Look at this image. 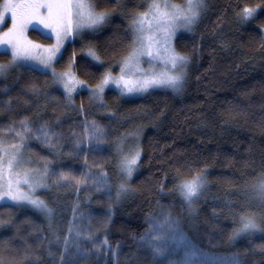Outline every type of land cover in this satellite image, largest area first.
Returning a JSON list of instances; mask_svg holds the SVG:
<instances>
[{
    "label": "trees",
    "instance_id": "16d2710c",
    "mask_svg": "<svg viewBox=\"0 0 264 264\" xmlns=\"http://www.w3.org/2000/svg\"><path fill=\"white\" fill-rule=\"evenodd\" d=\"M206 2L208 10L194 29L178 35V50L192 55L185 85L179 92L152 90L139 97L124 98L118 97L116 90L109 89L104 98L105 112L99 113L93 105L90 106L88 92L80 91L75 96L77 108L82 101L85 105V111L80 113L66 108L62 91L45 85L42 75L28 74L20 68L0 84V88L9 84V95L22 98L14 101L16 119L29 115L36 123L41 120L52 123L56 116L60 117V122L53 126L61 133L65 147L57 160V168H71L77 175L84 171V152L68 155L75 136L80 134L76 135V128L80 124V130H83L84 117L102 125L108 133L104 150L89 152L86 141L82 147L88 152L90 165L105 163L112 183L111 192L97 191L89 186L81 187L76 193L66 186L53 187L40 194L55 209L53 227L60 237L59 243L52 245V250L57 253L55 260L48 257L47 241L42 240L45 236L48 240L55 239L48 227L49 220L44 213L31 207L13 212L12 224L0 227V240L9 239L21 251L25 244H30L38 249L40 264H59L63 238L69 235L70 226L79 224V231H91V237H77L73 231L69 238L71 251H75L76 244L89 249L76 264H154L151 251L141 245L138 237L148 227L149 213L159 214L162 206L166 210L171 206L183 231L203 251L226 257L239 252L243 264H264V249L255 247L264 244V232L245 234L234 241L228 239L231 229L237 226L232 220L229 202H233V209L244 203L247 195L245 182L264 171V45L259 29V24L264 22V9L258 11L256 20L240 24L233 15V6L238 0ZM245 2L256 4L261 0ZM105 4L112 8L107 0H101V6ZM122 4L123 8L103 29L86 32L67 44L65 60L73 47L78 57L85 56L80 49L86 46L94 47L101 57L103 66L93 61L89 68H85L81 60L77 62L78 74L90 84L95 82L93 74L108 67L116 71V61L126 52L125 46L131 36L127 31L128 17L121 13L136 10L141 0H122ZM32 36L44 39L33 31ZM8 58L9 54L0 53L1 61ZM57 66L61 69L63 64ZM18 76V82L13 84ZM32 81L46 87L50 95L35 96L26 92L24 86ZM0 98L7 99V96L0 94ZM23 100L31 101V104L25 105ZM45 104L46 108L43 107ZM9 116L7 112L0 113V124L8 123ZM136 125L144 126L140 168L130 182L133 191L116 201V176L111 162L107 161L112 152L111 142ZM30 147L37 159L50 155L38 141H31ZM186 162H193L196 167L204 163L209 166L208 186L197 201L196 212L191 218L178 196L162 195L158 191L159 181H164L167 189L172 188L177 167L188 174L183 167ZM77 199L79 208L74 220L73 206ZM110 205L111 221L105 230L101 221L109 215ZM7 207H0L4 219L8 217ZM105 236L110 247H94L100 245Z\"/></svg>",
    "mask_w": 264,
    "mask_h": 264
},
{
    "label": "snow or ice",
    "instance_id": "6c2138e0",
    "mask_svg": "<svg viewBox=\"0 0 264 264\" xmlns=\"http://www.w3.org/2000/svg\"><path fill=\"white\" fill-rule=\"evenodd\" d=\"M107 3L112 4L111 9L107 4L102 7L101 0H0V28L3 29L0 30V50L3 54L10 53L7 61L0 62V78L7 79L10 73L20 68L28 74L42 75L45 77V85H54L57 91L62 90L65 107L80 113L85 111V105L82 101L77 108L74 100L80 91L88 92L90 106L95 104L101 108L106 107V89L111 87H115L118 97L145 93L155 88L181 91L192 55L178 50V33L194 29L208 10L206 0H141L136 10L121 13L128 17L127 31L131 39L125 46L126 52L116 61L119 72H113L111 67L105 68L103 72L93 74L95 82L90 84L78 74L77 62L81 60L85 68H89L93 61L103 66L96 49L92 46L82 47L80 51L85 56L78 57L73 47L66 60L65 52L67 43L74 42L76 36H83L86 31H100L123 8L122 0H107ZM260 9H264V0L256 4L238 0L233 6V15L240 24H247L257 19ZM259 29L264 45V22L259 24ZM30 30L50 43L32 40ZM60 64L63 67L58 70L57 65ZM24 90L35 96L50 95L47 88L39 86L36 81L25 85ZM10 92L11 87L7 83L0 88V94L7 96V99L0 98V113L10 114L8 123L0 124V202H3L0 207L8 205L7 219L2 218L3 213L0 212V227L11 225L13 212L21 208L39 210L48 218V227L55 237L54 240H48L46 236L42 238L47 241L48 257L55 260L57 253L52 250V245L60 241L53 227L55 209L39 193L48 192L53 187L59 189L66 186L76 193H79L81 187L89 186L97 191L103 189L111 192V177L105 163L90 165L88 152L82 147L86 141L89 152L103 151L108 133L96 120L88 121L84 117L83 134L73 140L68 155L84 152L85 170L77 175L71 168H57V160L63 155L62 149L65 147L61 142V133L53 126L60 122V117L56 116L52 123L46 120L36 123L29 115L16 119L14 101L22 98L13 97L9 95ZM23 104L30 105L31 101L23 100ZM43 107L46 108L47 104ZM143 127L136 125L111 142L112 152L107 161L111 162L116 176V201L133 191L130 182L140 168ZM33 140L46 148L50 155L35 158L34 150L30 147ZM183 167H186L187 175L177 167L172 188L167 189L165 182L159 181L158 191L162 195L178 196L182 206H186L189 214H192L208 186L209 166L204 163L196 167L193 162H186ZM244 191L247 193L244 203L233 209V202H229L232 220L237 225L231 229L229 241L244 234L264 232V171L246 181ZM78 208L77 199L73 206L74 220ZM111 210L110 205L109 215L101 221V227L105 230L111 221ZM28 222L31 223L30 220ZM146 222L148 227L138 240L143 247L150 249L154 264H221L180 229L178 217L173 214L171 206L167 210L162 206L159 214L149 213ZM80 228L79 224L69 227V235L63 238V249L58 254L59 264H76L80 256L88 254L89 249L82 248L80 244L75 245L74 252L69 247V238L74 229L77 237H91V231L82 233ZM101 246L110 247L107 236L100 245H94L96 248ZM255 247L264 249V244ZM113 255H116L115 251ZM40 262L38 249L32 245L25 244L21 251L9 239L0 240V264ZM227 264H243L241 253H232Z\"/></svg>",
    "mask_w": 264,
    "mask_h": 264
},
{
    "label": "rangeland",
    "instance_id": "374dc122",
    "mask_svg": "<svg viewBox=\"0 0 264 264\" xmlns=\"http://www.w3.org/2000/svg\"><path fill=\"white\" fill-rule=\"evenodd\" d=\"M261 10V9H260ZM260 10H258V11H260ZM0 30H3L2 28H0ZM86 32H89V31H86ZM85 32V33H86ZM184 32H189V31H186V30H181L179 33H178V35L180 34V33H184ZM29 36L31 37V39L32 40H36V41H39V42H41V43H50V41H48V40H45V39H39V38H35V37H33L32 36V31L30 30L29 31ZM79 37H81V36H76L74 39H76V38H79ZM68 44V43H67ZM2 52V50H0V53ZM9 58H10V53H9ZM8 58V59H9ZM0 62H5V61H1L0 60ZM96 62V61H95ZM96 63H99V62H96ZM145 67H147V64H145L144 65ZM57 68H58V70H60L59 69V67L57 66ZM114 72H116V73H118L119 72V67L117 66V70L116 71H114ZM13 73H14V71L12 72V73H10V75H9V77L7 78V79H4V78H0V84L1 83H4V82H6L7 80H9L10 79V77H11V75L13 76ZM51 86H53V87H55L56 88V86H54V85H51ZM109 89H113V90H116L115 89V87H111V88H109ZM109 89H106V91L107 90H109ZM152 90H169V91H173L171 88H167V89H165V88H155V89H150L148 92H150V91H152ZM62 91V90H61ZM86 91V90H85ZM117 91V90H116ZM148 92H145V93H140V94H133V95H127V96H123L124 98H135V97H139V96H142V95H144V94H146V93H148ZM173 92H176V91H173ZM76 96V95H75ZM75 96H74V100H75ZM76 104V103H75ZM95 108H96V111L97 112H99V113H104L105 111H104V108H101V107H99V106H97V105H95V104H92ZM88 121H92L91 119H88ZM80 124H78V126H77V128H76V131H75V133H76V135H77V133L78 132H80V134H78L77 136H79V135H82L83 134V130H80ZM75 139H76V136H75ZM36 158V157H35ZM208 172V171H207ZM207 179H208V182H209V178H208V174H207ZM42 192H44V191H41L39 194H41ZM0 203H3V202H0ZM37 211H39V210H37ZM40 212V211H39ZM195 212H196V210H195ZM195 212L194 213H192V214H189L190 215V218H191V216H194V214H195ZM178 222H179V227H180V229L183 231V228H182V224L180 223V221L178 220ZM74 231H75V229H74ZM184 232V231H183ZM185 233V232H184ZM186 234V233H185ZM187 235V234H186ZM245 235V234H244ZM188 236V235H187ZM241 236H243V235H241ZM75 238L76 236H72V238ZM240 237V236H239ZM190 238V237H189ZM191 239V238H190ZM192 240V239H191ZM193 241V240H192ZM194 242V241H193ZM148 249V248H147ZM150 250V249H149ZM206 252V251H205ZM207 253H209V252H207ZM209 254H211V253H209ZM211 257L213 258V259H216V260H218V261H220L221 262V264H227V262L231 259V257H226V256H223V255H214V254H211Z\"/></svg>",
    "mask_w": 264,
    "mask_h": 264
}]
</instances>
